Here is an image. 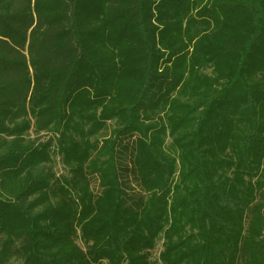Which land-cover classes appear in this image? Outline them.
Listing matches in <instances>:
<instances>
[{
	"label": "trees",
	"instance_id": "16d2710c",
	"mask_svg": "<svg viewBox=\"0 0 264 264\" xmlns=\"http://www.w3.org/2000/svg\"><path fill=\"white\" fill-rule=\"evenodd\" d=\"M159 239L264 264V0H0V264Z\"/></svg>",
	"mask_w": 264,
	"mask_h": 264
},
{
	"label": "rangeland",
	"instance_id": "374dc122",
	"mask_svg": "<svg viewBox=\"0 0 264 264\" xmlns=\"http://www.w3.org/2000/svg\"><path fill=\"white\" fill-rule=\"evenodd\" d=\"M32 120V119H31ZM44 136H46V134H43ZM53 170L56 172L57 175L63 174L65 173V169L62 166V163L59 159L58 156H54L53 157ZM76 243L82 248L85 249L86 248V243L79 237H76ZM162 250V240L159 239L157 240L155 246L153 247V249L150 251V261L153 264H161L159 261V253ZM9 264H21V261L17 258H12L9 262Z\"/></svg>",
	"mask_w": 264,
	"mask_h": 264
}]
</instances>
